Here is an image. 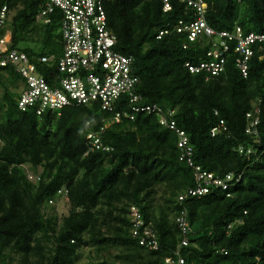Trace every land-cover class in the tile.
<instances>
[{
	"label": "trees",
	"instance_id": "16d2710c",
	"mask_svg": "<svg viewBox=\"0 0 264 264\" xmlns=\"http://www.w3.org/2000/svg\"><path fill=\"white\" fill-rule=\"evenodd\" d=\"M44 1L4 0L12 45L32 61L55 55L49 64L37 62L53 85L62 33L58 15L47 25L36 22ZM205 1L214 29L240 25L245 33H264V0ZM171 4L164 11L162 0H114L106 12L116 50L133 57L139 104H156L173 119L188 136L190 155L183 156L178 132L160 123L156 111L110 123L102 141L112 149L87 152L86 134L99 130L109 113L96 103L41 115L34 107L22 111L13 88L21 76L0 77V264H78L84 248L94 254L87 264H165L176 251L184 264H264V58L255 51L247 76L234 54L218 75L191 73L185 63L205 59L207 47L177 31L157 38L168 23L195 17L185 2ZM25 40L35 46H20ZM254 117L258 134L247 131ZM247 148L255 152L247 154ZM196 166L241 179L227 189L210 183L208 192L179 200L195 186ZM64 189L62 197L58 191ZM59 200L68 208L61 216ZM131 206L151 223L157 250L133 236ZM182 208L191 226L188 245L181 244L176 221Z\"/></svg>",
	"mask_w": 264,
	"mask_h": 264
},
{
	"label": "built area",
	"instance_id": "2783aa9c",
	"mask_svg": "<svg viewBox=\"0 0 264 264\" xmlns=\"http://www.w3.org/2000/svg\"><path fill=\"white\" fill-rule=\"evenodd\" d=\"M114 0H45L35 16L36 22L47 25L52 21V16H60V32L62 33V52L57 57L55 83L52 85L45 77L44 72L38 68L37 62L49 64L55 55H41L32 61L26 51L14 47L11 40V23L8 20L9 6L0 0V77L10 76L11 72L19 74L24 84L19 91L18 107L25 111L34 107L37 114L56 111L64 106L83 105L96 103L101 110L109 113L104 125L96 131L86 134L88 150L112 149L110 144H104L102 134L110 123H119L124 117L133 120L139 112L156 111L160 123L176 129L179 134L178 145L185 149V155L191 154L188 146V136L185 131L176 128L173 119H167L162 109L156 104H139L142 95L138 92L140 78L133 72V57L127 56L116 50L117 36L108 25L106 3ZM195 10L192 19H180L175 24L168 23L158 31L157 38L177 31L184 33L189 42H200L206 48V58L198 63L187 61L185 63L191 73L203 70L212 75H218L224 70L228 55L232 57L237 67L244 76L248 74L249 61L255 51L259 58H264V33L249 31L245 33L240 25L232 29L216 30L208 24L205 15V0H180ZM163 10H171V0H162ZM183 44L189 47V42ZM11 68L10 71L7 68ZM49 69V68H48ZM46 72H48L47 69ZM125 103V104H123ZM130 108L126 110L124 106ZM251 113H248L249 117ZM259 119L254 117L247 128L248 132L258 134L256 125ZM252 127V128H251ZM216 129L212 130L214 134ZM240 152L244 148L240 147ZM247 154L255 152L254 148H247ZM188 162L192 164L190 157ZM32 179V174H27ZM195 186L187 189L186 193L179 196V200L188 194L202 195L209 191L208 184L214 183L227 189L231 182H238L241 176L227 173L224 178L215 176L211 172L201 171L196 166ZM36 176V175H35ZM37 179V176L36 178ZM64 191V192H63ZM62 197L66 190H59ZM51 203L53 200L50 201ZM133 236L139 243L150 249L157 250L159 243L157 234L151 223H147L138 206H131ZM176 221L182 231V245L189 244L188 233L191 226L187 219L185 208L180 209ZM176 258L167 257L165 264H184L185 258L176 251Z\"/></svg>",
	"mask_w": 264,
	"mask_h": 264
},
{
	"label": "rangeland",
	"instance_id": "374dc122",
	"mask_svg": "<svg viewBox=\"0 0 264 264\" xmlns=\"http://www.w3.org/2000/svg\"><path fill=\"white\" fill-rule=\"evenodd\" d=\"M59 32H60V30H59ZM27 45L28 46H33L34 43L32 41H30V40H25V41H22L20 43V46H22V47L23 46H27ZM23 87H24V84H23L22 81L15 80L14 86H13L14 90H16L17 92H19L21 89H23ZM28 173L33 175L32 171H29ZM35 178H36V176L33 175L32 180H35ZM63 200H59L56 203V211L58 212V214L60 216L66 214L67 211H68L67 203L64 202ZM93 256H94V254L91 253V251H90L89 248L82 249V251L80 253V259H79L78 264H87V263L91 262Z\"/></svg>",
	"mask_w": 264,
	"mask_h": 264
},
{
	"label": "clouds",
	"instance_id": "9594fccd",
	"mask_svg": "<svg viewBox=\"0 0 264 264\" xmlns=\"http://www.w3.org/2000/svg\"><path fill=\"white\" fill-rule=\"evenodd\" d=\"M194 18V17H193ZM207 20V19H206ZM208 22V21H207ZM209 24V23H208ZM187 38V37H186ZM86 141H87V139H86Z\"/></svg>",
	"mask_w": 264,
	"mask_h": 264
}]
</instances>
